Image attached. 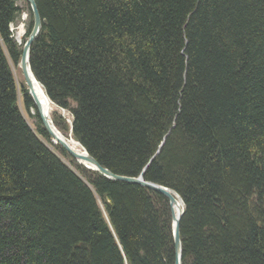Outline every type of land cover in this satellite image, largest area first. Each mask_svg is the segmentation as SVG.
Returning <instances> with one entry per match:
<instances>
[{
  "label": "trees",
  "instance_id": "trees-1",
  "mask_svg": "<svg viewBox=\"0 0 264 264\" xmlns=\"http://www.w3.org/2000/svg\"><path fill=\"white\" fill-rule=\"evenodd\" d=\"M21 1L0 0V264H174L167 198L51 141L16 77ZM36 2L58 129L182 197L183 264H264V0Z\"/></svg>",
  "mask_w": 264,
  "mask_h": 264
},
{
  "label": "water",
  "instance_id": "water-1",
  "mask_svg": "<svg viewBox=\"0 0 264 264\" xmlns=\"http://www.w3.org/2000/svg\"><path fill=\"white\" fill-rule=\"evenodd\" d=\"M28 3L31 12H32V27L28 37L26 38L23 48H22V55L20 59V70L25 80V83L28 87L29 93L33 99V102L36 106V112L41 120L42 125L48 132L51 137V141L55 144H58L64 149L71 158L76 161L77 163L81 164L87 169L92 171H96L103 176L117 181L128 182L132 184L141 185L149 190L158 192L164 195L169 202L171 213H172V220H173V235H174V251H175V262L174 264H183V242L181 237V230L180 224L181 219L185 213V205L182 197L174 190L164 185L158 184L156 182L148 181L144 178L145 171L147 166H145L139 176H126V175H119L114 173L109 168L103 166L95 157H93L85 147L80 143L82 146V151L75 150L70 143L68 142V137H66L54 124L51 116L49 115L48 111L44 108L41 101L35 94V82L39 84L48 100H50L49 96L47 95L46 91L43 88L41 82L38 81L34 72L30 65V52L31 47L34 41L37 39L39 33L41 32L43 26V19L40 14L38 5L36 0H24ZM25 31H17L16 32V41L18 44H22V40L25 37ZM22 34V35H20ZM51 101V100H50Z\"/></svg>",
  "mask_w": 264,
  "mask_h": 264
},
{
  "label": "rangeland",
  "instance_id": "rangeland-1",
  "mask_svg": "<svg viewBox=\"0 0 264 264\" xmlns=\"http://www.w3.org/2000/svg\"><path fill=\"white\" fill-rule=\"evenodd\" d=\"M23 1H24V0H23ZM23 1H21V4H22V5H23L24 2H25V1H24V2H23ZM23 19H24V20H23ZM29 23H30V16H29L28 11H27V10H22L20 16H19L18 19H17V21H15V23H13V28H14L15 25L18 26V27H19L18 31H20V30H21V31H25L24 34H25V36H26V31H27V29H28ZM10 25H11V24H10ZM26 38H27V37H25V38L22 40V44H19V45L23 46V44H24ZM16 77L19 79L20 82H23V83L26 85L25 80L23 79V76H22L21 72L18 74V76L16 75ZM19 81H18V82H19ZM20 82H19V83H20ZM20 84H21V83H20ZM26 86H27V85H26ZM21 103H22V102H21ZM56 109H57V107H56L55 105H51L50 116H52V113H53L54 111H56ZM61 111H62L63 115H65L66 117L70 118L69 114H68L65 110H61ZM24 112H25V111H24ZM32 113L34 114L35 112L32 111ZM25 116H26V119H27L31 124H33L34 119H33L32 117H30L29 114H27V113H25ZM68 139H69V140H72L73 138L70 136ZM53 143H54V142H53ZM55 145H56V144H55Z\"/></svg>",
  "mask_w": 264,
  "mask_h": 264
},
{
  "label": "bare ground",
  "instance_id": "bare-ground-1",
  "mask_svg": "<svg viewBox=\"0 0 264 264\" xmlns=\"http://www.w3.org/2000/svg\"><path fill=\"white\" fill-rule=\"evenodd\" d=\"M26 2V1H25ZM27 3V2H26ZM28 4V3H27ZM10 28H13V23H11V25H10ZM20 35H22V34H20ZM29 35V34H28ZM28 37V36H27ZM22 48H23V46H22ZM22 55V54H21ZM27 89H28V87H27ZM28 93H29V90H28ZM35 94H36V96L38 97V99L41 101V103H42V105L44 106V108L48 111V113H49V115H50V110H51V105H52V101H50V100H48L47 98H46V96H45V93H44V91H43V89H42V87L39 85V84H37L36 82H35ZM29 95H30V93H29ZM30 97H31V95H30ZM31 99H32V97H31ZM32 101H33V99H32ZM34 103V102H33ZM35 105V104H34ZM35 108H36V106H35ZM32 111L33 112H35V110L32 108ZM68 142L70 143V145L75 149V150H77V151H82L83 149H82V146L80 145V143H78V141H76L75 139H72V140H69L68 139ZM55 144V143H54ZM100 174V173H99ZM102 175V174H101ZM168 200V199H167Z\"/></svg>",
  "mask_w": 264,
  "mask_h": 264
},
{
  "label": "clouds",
  "instance_id": "clouds-1",
  "mask_svg": "<svg viewBox=\"0 0 264 264\" xmlns=\"http://www.w3.org/2000/svg\"><path fill=\"white\" fill-rule=\"evenodd\" d=\"M24 20V19H23ZM18 29H19V27L18 26H14V29H12V28H10V31H11V36L15 39V37H16V32L18 31ZM26 33H27V31H26ZM25 38V37H24ZM16 40V39H15ZM19 68H20V64H19ZM20 72H21V70H20ZM22 74V73H21ZM51 100V99H50ZM53 105H55L54 103H52ZM51 119H52V116H51ZM70 119V118H69ZM53 120V119H52ZM55 124V123H54ZM57 127V126H56ZM58 128V127H57ZM62 132V131H61ZM63 133V132H62ZM64 134V133H63ZM71 136V135H70ZM69 136V137H70ZM68 137V138H69Z\"/></svg>",
  "mask_w": 264,
  "mask_h": 264
},
{
  "label": "built area",
  "instance_id": "built-area-1",
  "mask_svg": "<svg viewBox=\"0 0 264 264\" xmlns=\"http://www.w3.org/2000/svg\"><path fill=\"white\" fill-rule=\"evenodd\" d=\"M12 29H14V28H12Z\"/></svg>",
  "mask_w": 264,
  "mask_h": 264
}]
</instances>
